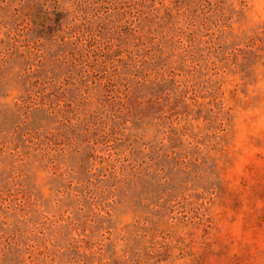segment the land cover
Returning a JSON list of instances; mask_svg holds the SVG:
<instances>
[{
  "label": "rangeland",
  "instance_id": "obj_1",
  "mask_svg": "<svg viewBox=\"0 0 264 264\" xmlns=\"http://www.w3.org/2000/svg\"><path fill=\"white\" fill-rule=\"evenodd\" d=\"M0 264H264V0H0Z\"/></svg>",
  "mask_w": 264,
  "mask_h": 264
}]
</instances>
